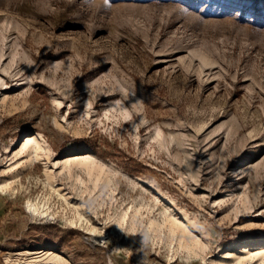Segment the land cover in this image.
Instances as JSON below:
<instances>
[{
	"label": "rangeland",
	"instance_id": "1",
	"mask_svg": "<svg viewBox=\"0 0 264 264\" xmlns=\"http://www.w3.org/2000/svg\"><path fill=\"white\" fill-rule=\"evenodd\" d=\"M249 1L0 0V264H50V247L66 264H264L223 258L264 238ZM31 131L46 150L27 162Z\"/></svg>",
	"mask_w": 264,
	"mask_h": 264
},
{
	"label": "bare ground",
	"instance_id": "2",
	"mask_svg": "<svg viewBox=\"0 0 264 264\" xmlns=\"http://www.w3.org/2000/svg\"><path fill=\"white\" fill-rule=\"evenodd\" d=\"M256 0H251L249 1V7H253L255 6ZM20 144V147L18 149V151H16L14 153V156H20L22 158H25L28 161H32L34 159H37L38 157L40 158L41 156V152L46 150V145L44 144L43 140H42V136L38 131H31L30 133L24 134L22 135L19 140L17 139L15 142V147L18 146ZM92 150L91 149H86L84 148H80L79 150H76L74 148H70L68 149V152L64 155V156H71V155H77V154H87L85 155L86 157L91 156L90 154H92ZM85 162H88V158H84ZM82 158L79 157H74V158H65L62 161H59V163H61L63 166L68 164L70 161H78L79 163L84 161ZM87 164V163H86ZM92 164V163H91ZM89 165V164H88ZM90 166V165H89ZM162 196V195H161ZM161 196H157L156 195V200L159 201L161 199ZM46 203L43 202L41 205H39L38 202H33L28 200L27 201V208L28 210L31 212V214L34 216H38V217H45L47 218L48 216H50L51 214L48 212L49 207L45 205ZM166 205L171 206L174 205V202L172 199H168L166 202ZM180 212L182 214H184V212L182 211V209H180ZM172 226L175 227V219L173 217H169L167 218ZM153 222V221H151ZM168 222V221H167ZM89 231L92 233V238L97 241L96 237L94 236L95 233V228L92 226L90 228H88ZM180 239L184 240L187 238V234L185 232H180ZM252 246H254V251ZM40 248V247H38ZM252 248V249H251ZM53 250L51 247L47 249V251L45 252L47 256H49L51 261L50 264H66L64 263L63 259H61V257L57 256L56 254H53ZM232 250V249H231ZM43 250H37V253H41ZM236 253V252H235ZM234 252H225V254L223 255L224 260L226 261H237V262H245L247 260H252L255 257H258L260 259H264V238L261 239H246L245 243L243 245L240 246V250L238 251V253L235 254ZM61 253H58V255Z\"/></svg>",
	"mask_w": 264,
	"mask_h": 264
}]
</instances>
